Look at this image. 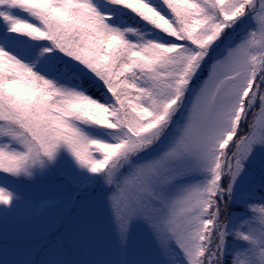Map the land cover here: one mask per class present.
<instances>
[{
	"label": "snow or ice",
	"instance_id": "1",
	"mask_svg": "<svg viewBox=\"0 0 264 264\" xmlns=\"http://www.w3.org/2000/svg\"><path fill=\"white\" fill-rule=\"evenodd\" d=\"M65 163L119 250L147 230L161 259L141 264H264V0H0L5 224L14 185ZM70 203L45 209L50 256ZM7 237L0 264H77L10 259Z\"/></svg>",
	"mask_w": 264,
	"mask_h": 264
},
{
	"label": "rangeland",
	"instance_id": "2",
	"mask_svg": "<svg viewBox=\"0 0 264 264\" xmlns=\"http://www.w3.org/2000/svg\"><path fill=\"white\" fill-rule=\"evenodd\" d=\"M240 31L237 29L236 33H232L234 39L239 38ZM206 76L205 66L199 80ZM199 80L193 81V87ZM14 187L20 197L19 206L9 214L6 224L0 214V249L4 247L3 232L6 229L10 259L39 261L61 258L73 260L77 264H116L118 261L141 264L143 261L161 259L154 241L142 225L134 227L126 252L117 248L111 217L103 205L101 189L77 185L70 179L66 163L43 179H25ZM70 197L73 198L68 208L71 214L65 224L71 225V236L66 238L63 253L50 256L43 250L47 241L52 239L51 233L46 231L52 217L44 215L45 209L53 201L68 200ZM64 231V228L59 229L60 233Z\"/></svg>",
	"mask_w": 264,
	"mask_h": 264
},
{
	"label": "trees",
	"instance_id": "3",
	"mask_svg": "<svg viewBox=\"0 0 264 264\" xmlns=\"http://www.w3.org/2000/svg\"><path fill=\"white\" fill-rule=\"evenodd\" d=\"M128 22L129 23H135V21L132 18H128ZM84 84L85 87L88 88V91L94 95V96H99V92L96 90V88L94 86H92V82L90 80H88L87 78H85L84 80Z\"/></svg>",
	"mask_w": 264,
	"mask_h": 264
}]
</instances>
